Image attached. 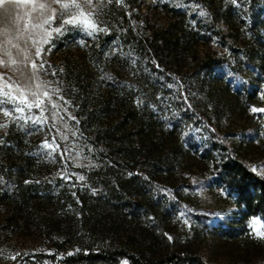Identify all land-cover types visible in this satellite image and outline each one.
<instances>
[{
    "label": "rangeland",
    "instance_id": "1",
    "mask_svg": "<svg viewBox=\"0 0 264 264\" xmlns=\"http://www.w3.org/2000/svg\"><path fill=\"white\" fill-rule=\"evenodd\" d=\"M211 2L94 0L102 4L98 12L89 9L97 13L100 31L69 26L53 32L41 45L42 57H33L44 61L40 80L50 81L51 87L44 86L41 96L43 90L49 91L52 103L45 100L42 111L28 108L11 95H0V109L10 113L0 111V178L19 182L23 154L31 156L32 167L23 174L22 184L32 192L55 197L64 189L73 192L96 186L95 170L104 159L95 152L98 139L92 133L120 121L122 114L114 104L122 97L142 114L151 111L167 131L175 130L183 150L208 151L214 130L230 153L239 154L252 171L264 177V111L252 110L264 109V0H222V11ZM30 8L0 6V59H23L15 45L23 46L26 37H16L15 29H22ZM180 20L195 33L193 48L185 52L179 68L149 69L151 63L140 44L149 37L159 41L171 36L174 42L179 35L169 30ZM52 27L58 24L53 21ZM16 67L24 72L31 68L29 64L0 65V72H7L6 83L23 85L24 79L12 70ZM35 83L27 93L30 100ZM176 86L182 87L185 99L178 96ZM53 87L60 91L52 92ZM5 90L19 95L15 87ZM193 106L206 121L192 117ZM18 107L24 111L17 112ZM45 140L58 147L49 148L42 143ZM190 164L195 167L185 174L189 185L177 182L178 198L169 194L170 231L163 233L164 238L140 240V247L155 255L182 250L184 264H193L195 257L209 264L264 263L260 249L249 257L242 255L240 242L220 228L232 217H241L230 187L212 167ZM4 200L0 197V264L33 260L48 242L37 230L22 228ZM46 203L37 210L40 216L50 210ZM250 218L246 226L256 237ZM124 261L129 264L125 259L119 264Z\"/></svg>",
    "mask_w": 264,
    "mask_h": 264
},
{
    "label": "trees",
    "instance_id": "2",
    "mask_svg": "<svg viewBox=\"0 0 264 264\" xmlns=\"http://www.w3.org/2000/svg\"><path fill=\"white\" fill-rule=\"evenodd\" d=\"M208 1L222 11V0ZM169 31L179 35L174 42L171 36L159 41L149 37L140 44L151 63L149 69L179 68L185 52L193 48L195 33L188 30L184 20L172 24ZM176 89L178 96L185 99L182 87ZM114 105L122 114L120 121L92 133L98 139L95 152L104 159L95 170L96 186L73 192L64 189L55 197L32 192L22 184L23 174L32 167L31 156L23 154L19 182L0 178V197L16 221L22 228L37 230L48 242L33 260L23 259L17 264H119L122 259L129 264H184L182 250L149 254L139 242L164 238L163 233L170 231L173 219L166 209L169 194L176 196L177 182L189 185L185 174L195 167L190 162L212 167L235 195L241 217H232L226 226L220 225L225 235L240 242L244 256L253 255L256 248L264 253V240L251 235L246 226L253 215L264 219V177L252 171L239 154L230 153L216 139L214 130V142L208 151H186L175 130L164 129L151 111L142 114L124 97ZM191 109L192 117L206 121L200 110L195 106ZM44 202L50 210L40 216L37 210ZM192 262L209 264L199 257Z\"/></svg>",
    "mask_w": 264,
    "mask_h": 264
},
{
    "label": "snow or ice",
    "instance_id": "3",
    "mask_svg": "<svg viewBox=\"0 0 264 264\" xmlns=\"http://www.w3.org/2000/svg\"><path fill=\"white\" fill-rule=\"evenodd\" d=\"M116 2L119 3L120 0H116ZM233 2H235V0H233ZM6 4L16 7H19L20 5H30L31 8L24 14L22 23L23 30L20 27L15 29L16 37H26L23 46L19 43L15 45L23 55V59L18 61L10 58L7 62L4 59H0V65H4L5 68H7L9 65L29 64L31 68L28 72L22 71L19 67L12 69L24 79L25 83L23 85L6 83L4 78L7 76V72H0V95H3L4 97L11 95L12 99L23 101L28 108L36 107L43 111L45 109L42 106L44 105L45 100L52 103V97L47 90H43L41 96V89L44 86L51 87V82L40 80L39 73L40 70L44 68L45 64L42 59H34L33 57H42L43 49L41 48V45L47 42L49 36L53 32L59 33L66 31L69 26L80 27L84 30L100 31L101 29L95 18L97 13L89 11V9L96 8L98 12L99 8L102 7V4L94 3V0H0V6ZM53 5H56V7ZM53 21L58 24V27H52ZM29 28L32 29L31 32L26 31ZM4 43H10V40H5ZM31 48H34L35 51L31 52ZM52 75H55V72H53ZM33 82H36V91L32 92L33 99L30 100L27 93L31 91ZM13 87L19 91V95H17V92L5 90H11ZM59 91L60 89L58 88H52V92L54 93H58ZM60 99L64 98L60 97ZM52 106L53 108H56L54 103ZM252 110L264 111V109H256L255 107H253ZM0 111L5 110L0 109ZM16 111L23 112L24 109L18 107ZM5 114L10 115V113L6 111ZM54 116L55 112H53V117ZM34 123H39V121H35ZM61 138L66 139L67 137L62 135ZM42 143L51 149L58 147V145L49 144L47 140L42 141ZM79 179H83V177L81 176ZM93 191H95V189H93ZM250 228L257 238H264V219L255 216L251 217ZM165 236H167L169 240L172 239L167 233H165ZM122 264H127V262L124 261Z\"/></svg>",
    "mask_w": 264,
    "mask_h": 264
},
{
    "label": "water",
    "instance_id": "4",
    "mask_svg": "<svg viewBox=\"0 0 264 264\" xmlns=\"http://www.w3.org/2000/svg\"><path fill=\"white\" fill-rule=\"evenodd\" d=\"M122 0H120V2H121Z\"/></svg>",
    "mask_w": 264,
    "mask_h": 264
}]
</instances>
